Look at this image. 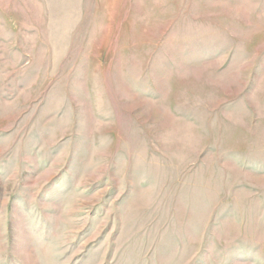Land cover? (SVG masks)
<instances>
[{"label":"rangeland","instance_id":"374dc122","mask_svg":"<svg viewBox=\"0 0 264 264\" xmlns=\"http://www.w3.org/2000/svg\"><path fill=\"white\" fill-rule=\"evenodd\" d=\"M0 264H264V0H0Z\"/></svg>","mask_w":264,"mask_h":264}]
</instances>
